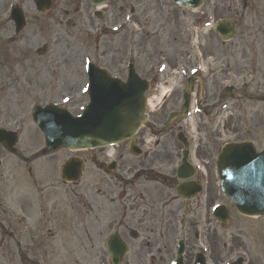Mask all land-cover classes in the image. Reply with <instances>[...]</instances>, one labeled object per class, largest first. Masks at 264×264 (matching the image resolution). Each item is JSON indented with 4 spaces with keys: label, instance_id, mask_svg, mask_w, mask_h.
Returning <instances> with one entry per match:
<instances>
[{
    "label": "flooded vegetation",
    "instance_id": "1",
    "mask_svg": "<svg viewBox=\"0 0 264 264\" xmlns=\"http://www.w3.org/2000/svg\"><path fill=\"white\" fill-rule=\"evenodd\" d=\"M26 0L21 1L24 4ZM25 6V5H23ZM66 8L71 9V13ZM28 15L26 23L32 28L41 29L42 24L49 27H66L72 29L81 23L86 38L91 40L96 47L95 54L104 57L105 51L101 45H122L113 59L114 67H120L127 55L129 46L130 60L135 70L145 78L151 79L155 75L153 63L150 61V49L155 45H172L168 50L174 58L179 56L180 38L184 34V13L174 6L164 4V0H110L108 5L97 9L89 0H53L52 8L45 15L47 21H42L39 15L31 12L32 5H27ZM171 10L173 13L170 14ZM25 12V7L23 9ZM128 14L129 22L123 23L124 15ZM123 23V24H122ZM119 28L114 27L118 25ZM115 28L116 30H112ZM25 29V28H24ZM98 31H92V30ZM22 32V31H21ZM16 31L10 20V10L5 0H0V122L8 121L10 107H20L19 100L25 87V68L27 65L38 66L36 48L25 44V34ZM110 34L112 37H107ZM151 46V48L149 47ZM200 55L206 58L217 57L212 45L198 46ZM34 51V54L26 52ZM188 61L190 57L187 56ZM214 72L209 85L201 97L204 104L208 98H215L220 91L218 80ZM207 82V81H206ZM212 90L209 94L207 91ZM181 100L180 92H174L167 101L169 112L177 109ZM166 110L153 118L155 127L165 120ZM183 131L181 121H174L165 132L152 136L143 130L135 137V143L140 149L139 154H128L125 147H119L115 152V172L111 179L119 193L108 200L107 208L104 203H92L96 209L106 210L100 214H84V218L69 225L81 226L70 229H15L11 224L7 229L0 230V236L7 237L18 248L26 251L22 264H113L110 259L106 242L107 238L115 237L120 242L122 239L128 248V253L116 264H167L174 257L175 248L179 240L184 242L185 259L191 256L198 239H191L190 233H196L195 226L185 224V216L181 214L186 203L179 200L173 192V187L178 183L177 170L181 163L184 142L179 139V132ZM184 133V132H183ZM217 133L208 143L198 147L187 156L203 167L212 161V154L216 149ZM150 142V144H148ZM88 160L89 156L86 155ZM87 158L85 161L87 162ZM94 158L105 161L102 151L96 152ZM90 162V160H89ZM106 162V161H105ZM95 168V164H94ZM212 170L214 166H208ZM89 172V169L87 170ZM106 173H104L105 175ZM93 176L97 175L92 172ZM201 180V175L195 176ZM105 176L96 185L105 189ZM210 184L211 178L209 179ZM122 189V190H121ZM109 195L112 190H105ZM99 193H101L99 191ZM209 195L212 192H208ZM178 201L171 206L170 203ZM87 202L88 210L92 209ZM55 218V216H52ZM50 222H45L49 226ZM133 233L134 238L130 236ZM210 259L216 263L221 257L217 244H212ZM246 253L247 264H264L260 253H253L250 246H242ZM36 251L41 252L42 260L37 259ZM35 254L34 259H29L28 253ZM64 252H67L65 254ZM67 257L68 259H64Z\"/></svg>",
    "mask_w": 264,
    "mask_h": 264
},
{
    "label": "rangeland",
    "instance_id": "2",
    "mask_svg": "<svg viewBox=\"0 0 264 264\" xmlns=\"http://www.w3.org/2000/svg\"><path fill=\"white\" fill-rule=\"evenodd\" d=\"M209 4H214L218 6L219 12L222 11V14L227 15V11L229 10L230 13H233V10L235 5L238 7V12L241 14L243 12L241 8L240 2L243 0H206ZM234 3V7L233 3ZM249 5H253L255 8H247V10L244 12L245 18H241L240 16H237V21L235 24L236 29V37L234 39V76L233 80L235 82V86L237 89L235 90V95H243V92L241 88V83L243 80H250L253 84H251L247 89L246 92L251 96L252 94H258L257 89L259 88L260 92L264 90V86L259 87V81L258 76L253 72V65L255 63L256 68L257 66L264 67V0H248ZM222 5V6H221ZM61 45L57 44L54 46V52H58L59 47ZM114 45H107L105 46V50L108 53L114 52ZM82 45H72L69 47V56L72 58L73 64H75L73 71L74 74V96L76 98H80L82 96L81 93V86H82V70H81V64H82ZM109 56H106L101 61L102 63H106L108 61L107 58ZM112 61V60H111ZM77 63V64H76ZM239 63L240 67H236V64ZM244 64V66H241ZM108 65V64H107ZM110 66V65H109ZM48 79L45 77V80ZM37 80L36 77L31 78V81ZM258 86V87H257ZM79 101L77 103H79ZM233 102V115L230 116L233 120V125L238 126L240 130H234V134L229 131V133H226L223 138L225 140H233L236 139L238 135H240L241 139L245 138L246 136H252L251 138L254 139L255 144H257L259 147L262 145V142L264 140V126L260 128L259 130L256 129V122H258L259 119L264 117V104L254 101H246L243 102L240 100ZM242 104L244 109L242 111H239V105ZM78 109V105H73L72 108H70L71 111H76ZM21 117L24 118L23 124H21V134L19 138V143L17 144V149H28L29 153L36 152L40 148H42V140L37 132V130L34 128L30 121V114L29 109L26 107L21 110ZM228 116V115H227ZM228 117V118H230ZM221 117H218L217 121L215 122L218 124L220 122ZM227 118V117H225ZM238 131V132H236ZM207 133V132H206ZM247 133V134H246ZM32 149V150H31ZM64 152L61 151L57 156H64ZM9 155H7L3 160L7 161L10 159ZM66 157V156H65ZM12 162L9 163V172L4 171L3 175L0 176V188L6 189L7 193L14 195H17L18 193L24 192V187H26L25 184V176L23 172L15 170L13 171L12 167L16 162V158L10 159ZM30 165H26L25 168L29 167ZM6 166H3L1 169L3 170L6 168ZM41 167V166H39ZM14 174L15 176H13ZM7 181H9V184L4 185ZM3 184V185H2ZM65 188H70L65 187ZM31 192H35L34 190ZM36 193V192H35ZM32 198H37L41 196L39 193L31 194ZM2 196L0 195V198ZM11 210L14 212V209L12 207V204H10ZM80 213V212H79ZM261 226L264 225V223L260 224ZM258 228V226H257Z\"/></svg>",
    "mask_w": 264,
    "mask_h": 264
},
{
    "label": "water",
    "instance_id": "3",
    "mask_svg": "<svg viewBox=\"0 0 264 264\" xmlns=\"http://www.w3.org/2000/svg\"><path fill=\"white\" fill-rule=\"evenodd\" d=\"M121 93L124 92L122 91ZM118 100L119 101L117 103L113 104L111 110H109L110 107L108 109H101L97 119L101 118L100 125L104 129L110 128L113 131H115L117 130L116 128L117 125H119L121 132L118 133L117 136L120 135V138H123L129 135L133 131V129L139 124L140 120L142 119L141 113L143 107H142V102L140 100L138 102V105L129 107L130 105H128L127 101L123 102L124 101L123 95L118 97ZM61 113H56L54 115L51 128L49 129V131L47 130L48 132L47 131L44 132L46 148L48 151H54L60 145L63 144L69 145L70 143H74L69 145L70 148L81 147L84 145L89 146L91 144H99V145L105 144L106 143V141L104 140L105 138L106 140H110L112 139V135L115 136V133L112 132H106V133L99 132V138H96L97 141L94 140L95 138L90 137V134H86L89 137L87 139L79 138L77 141L74 142L73 140H68L71 127L79 126V124L83 123L84 118L81 120L67 119L63 121L62 117H64V115H62ZM59 134H61L62 137L58 136Z\"/></svg>",
    "mask_w": 264,
    "mask_h": 264
},
{
    "label": "bare ground",
    "instance_id": "4",
    "mask_svg": "<svg viewBox=\"0 0 264 264\" xmlns=\"http://www.w3.org/2000/svg\"><path fill=\"white\" fill-rule=\"evenodd\" d=\"M153 103H151L150 105H149V109H151V108H153Z\"/></svg>",
    "mask_w": 264,
    "mask_h": 264
}]
</instances>
